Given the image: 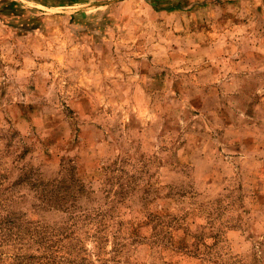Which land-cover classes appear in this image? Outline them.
Wrapping results in <instances>:
<instances>
[{
    "label": "rangeland",
    "instance_id": "rangeland-1",
    "mask_svg": "<svg viewBox=\"0 0 264 264\" xmlns=\"http://www.w3.org/2000/svg\"><path fill=\"white\" fill-rule=\"evenodd\" d=\"M0 264H264V0H0Z\"/></svg>",
    "mask_w": 264,
    "mask_h": 264
}]
</instances>
